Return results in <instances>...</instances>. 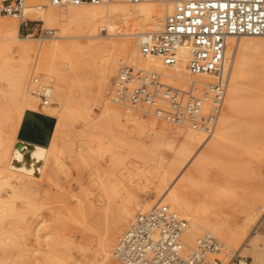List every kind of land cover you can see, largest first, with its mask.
I'll list each match as a JSON object with an SVG mask.
<instances>
[{"label": "rangeland", "instance_id": "374dc122", "mask_svg": "<svg viewBox=\"0 0 264 264\" xmlns=\"http://www.w3.org/2000/svg\"><path fill=\"white\" fill-rule=\"evenodd\" d=\"M39 3V0H29L33 6ZM48 7L58 11V18L53 24L41 20L39 24H33L34 27L52 29L56 35L67 32L73 37L61 38V41H79L85 45L92 43L94 48L78 54L77 58L82 62H58L67 74L73 99L71 111L64 118V124L56 136L57 149L50 156L44 173L33 181L21 180L26 189L18 188L15 194H11L8 185L0 187V264H121L113 255L110 260L105 258L102 243L114 242L113 251L132 218L141 212V207H136L133 214L118 225L119 203L127 193L143 202L160 195L158 181L173 168V160L178 157L184 133L190 127L172 126L164 120L129 111L140 115L144 122L155 121L168 132L165 141L150 132L144 133L125 118L118 120L104 116L102 112L106 104L115 106L111 101L112 84L119 68L127 64L126 59H122L116 72L103 79L100 63L113 52V47L105 42L124 37L93 36L88 13H70L72 6ZM35 12L39 14L38 10ZM0 15L3 14L0 12ZM3 19H12L19 24V20L10 16H0V20ZM128 24L132 25V21L127 25L119 22L118 29L126 28ZM39 31H36V37H39ZM21 36L26 37L25 34ZM132 37L137 40L138 36ZM53 40L55 38L51 37L44 41L37 38L16 41L0 24V92L11 87L5 75L19 60L20 44L28 42L33 44V50L26 62V84H29L31 75H35L40 82L50 83L54 87V73L38 59L41 46ZM242 53L243 58L253 64L254 73H261L258 74L259 78L255 76L241 80V102L236 109L230 110L225 104L226 100L224 102L222 113L224 111L229 118L232 139L216 149L215 136H212V140L202 146L201 153L194 158L196 160L182 167L169 183L183 186L188 175L197 177V182L187 188L192 203L199 208L208 205L212 219L219 217L227 227L242 225L245 215L234 203L240 198H248L255 189L258 162L264 156V89L260 83L264 81L261 71L264 67V36L255 38ZM81 89H85L86 95L92 93L93 96L83 98ZM37 103L38 109H43L40 96ZM9 107L10 102L6 98L0 104L1 125L10 128V131L12 122L7 119ZM118 107L128 111L122 106ZM43 114L39 110H29L24 120L33 119L42 124L46 130L40 132L49 143L56 117L51 116L53 120L48 122ZM217 127H220V122L216 126L218 131ZM25 140L21 137L17 146L21 148ZM1 170H4L3 162H0ZM180 173H183L182 176ZM11 180L15 181L16 178L12 177ZM258 211L262 209L258 208ZM179 213L189 219L188 215L181 211ZM255 229L249 232L245 238L247 240L231 241L221 234L217 235L235 250L241 249L242 259L252 261L255 252L249 245H253L255 239L263 241L258 236L253 238ZM195 241L188 243L194 244Z\"/></svg>", "mask_w": 264, "mask_h": 264}, {"label": "bare ground", "instance_id": "6f19581e", "mask_svg": "<svg viewBox=\"0 0 264 264\" xmlns=\"http://www.w3.org/2000/svg\"><path fill=\"white\" fill-rule=\"evenodd\" d=\"M39 1V4H42L45 7L43 6L42 9L38 10L39 14H35L37 17L32 14L30 15L37 20H44L46 23L53 24V22L58 18L59 13L56 9H50L48 6H72L70 7V13H88L91 16L93 36L109 35L124 37L120 40L111 39L105 42L107 45H111L113 47V52H111L104 62L100 63L103 79L109 78L111 74L116 72L119 61H122V59L125 58V62H127V64L153 69L160 73L165 81L172 83L176 87L186 90L189 93H194L198 89L206 90V87L209 84L214 83V81L222 82V80H225L227 81L225 104L230 108V110H234L238 107V103L241 102V93L243 90L241 80L243 78H255V76L259 78L258 74L261 73H254L253 64L243 58L242 50L252 43L255 38L263 35L244 34L228 36L225 55L218 71L219 74L216 72L209 74L192 73L188 67L191 60V50L188 43L182 44L179 47L177 62L173 65L166 64L163 57L160 55L144 56L141 53V44L143 40L150 34L163 30L167 16L175 9L176 3L173 0H147L142 2L111 0L102 4L84 3L80 5H53L50 3V0ZM30 11H33V9L31 8ZM130 21H132V25L128 24L126 28L118 29L119 22H124V24L127 25ZM0 24L4 26L5 31L13 40L40 39L33 35L31 36L25 34L26 37L21 36L23 33L21 31L20 22L18 24L12 19H3L0 20ZM134 35L138 36L137 40L133 37L131 38V36ZM51 37L55 38V40L49 42L47 45L41 46L38 59H41V62H44V66L54 73V87L50 83L40 82L39 77L35 75H31L29 84H26V62L33 50V44L28 42L20 44L19 60L17 59L18 62H15L11 66V71L5 75L7 76L11 87L8 90L0 92V104H3L6 98H8L10 102L7 119L12 122L11 130L9 131L8 129L10 128L7 129L1 125L2 116L0 115V162H3L4 164V170L0 171V187L5 185L10 186L11 194H15L18 188L26 189V187H24L21 183V180L29 179L33 181L44 173L50 160V156L57 149V133L64 124V118L71 111V99H73L71 86L67 81V74L63 69L64 67H61L58 62H82V60L80 61V59L77 58L78 54L83 50L86 51L88 48L90 51L94 48V44L92 43L85 45L79 41H61V38L65 39L73 37V35L64 31L59 35H56L54 32ZM40 40L44 41L46 39ZM36 62H38V60H36ZM261 71L264 73V67L261 68ZM46 76L50 77L49 74H46ZM260 83L264 89V81ZM33 86L48 95L47 102H45L46 100H42L43 109H38L37 107L39 94H34ZM81 91L83 92L82 96L85 99L93 96L92 93L86 95L85 89H81ZM116 105L117 104H115V106L106 104L102 112L103 115L108 118L112 117L118 120H123V118H125L127 122L136 124L137 127L144 133L150 132V134L158 136V138H162L165 141L168 139V132H166L163 128H160L155 121L144 122L140 118V115L129 112H134L135 110L127 108L128 111H123L118 107L119 105ZM211 106V100L206 99L203 103V110L209 111ZM29 110H39L40 112L45 113V115L47 114L48 116L56 117L55 126L54 129H52L48 144L25 140L29 143H27L26 147H29L30 143L45 147V149L30 147L29 151L32 153L31 156L34 158L31 161L19 158L17 155L13 158L15 146L18 140L17 138L19 137V139H21L18 133L23 124L25 113ZM85 110H87L86 107ZM155 119L162 120L158 117ZM219 122L220 127H217L218 131L215 128L214 132L210 135L204 133L200 129L191 127L184 133V140L177 152L178 157L173 160V168L170 171H166L158 181L157 188L160 192V195L158 194L159 196L157 195L155 198L146 199L143 202L140 198H137L134 195H129V193L124 194L117 207L118 225L121 224L125 218L132 215L136 207H141L140 209L142 212L149 210L158 203L163 202L168 205L172 211L187 220V228L181 236V239L186 246H194L195 243H189L194 242V240L197 242L198 238L204 236L205 234H211L223 240L217 235L221 234L231 241H239V239H245L248 237L249 232L253 228H256L260 221L264 218V156L258 162V182L255 189L249 193L248 198H240L237 202L233 201L235 202L234 206H236L239 211L245 215L242 225L238 227H227L224 222L219 219V217L213 220L212 216L209 214L210 209L208 205L204 208H199L192 203L187 188L197 182V177L194 175H188L184 179L183 186H176V184L173 186L169 184L170 180H172L174 176H177L176 174L182 167H185L186 165H189L188 163L191 164L196 160L194 158L196 156L198 157V154L201 153L200 150L202 146L209 143L212 136H215L214 147L216 149L221 148L225 144L226 140L232 139L233 133L231 132L229 118L225 115L224 111L223 113L222 111L220 113L218 123ZM172 126L177 125L172 124ZM262 148L264 149V134ZM12 177H15L16 180L12 181ZM180 178L178 177V179ZM1 193L0 188V201L2 200ZM141 203H143L142 206ZM172 208L188 215L190 220L183 217L178 211L173 210ZM258 208H261L262 211H258ZM190 222H192L191 225ZM202 231H204L203 234L197 238ZM113 243L109 244L107 241L102 243L104 256L108 260L111 259L112 255L114 256V251H112ZM225 243L227 247H230L231 249L233 248L227 242ZM240 250L241 249L239 248L236 249L239 253ZM229 264H249V262L242 259L241 261H233Z\"/></svg>", "mask_w": 264, "mask_h": 264}, {"label": "built area", "instance_id": "2783aa9c", "mask_svg": "<svg viewBox=\"0 0 264 264\" xmlns=\"http://www.w3.org/2000/svg\"><path fill=\"white\" fill-rule=\"evenodd\" d=\"M111 0H50L53 5L102 4ZM142 2L147 0H127ZM175 9L167 16L163 30L147 36L141 44L144 56L160 55L168 65L177 62L178 49L188 43L191 50L189 70L194 74L218 73L230 35L264 36V0H173ZM44 5L31 6L29 0H0V12L19 20L26 35L47 39L52 29H39L30 15ZM45 7V6H44ZM34 12H30V9ZM219 74V73H218ZM38 80V79H36ZM227 81H214L204 89L189 93L165 81L153 69L124 64L113 81L112 101L145 116L160 118L177 126L214 132L222 111ZM42 100L48 95L33 86ZM206 99L212 102L203 110ZM187 220L163 202L138 212L119 237L114 257L121 264H229L241 261L239 252L211 235L199 237L186 246L181 236Z\"/></svg>", "mask_w": 264, "mask_h": 264}, {"label": "crops", "instance_id": "0c3cea01", "mask_svg": "<svg viewBox=\"0 0 264 264\" xmlns=\"http://www.w3.org/2000/svg\"><path fill=\"white\" fill-rule=\"evenodd\" d=\"M19 140H21V139L18 138L17 143L19 142ZM17 143L15 146L16 151L14 150V157L17 155L19 158L26 159L27 161L28 160L31 161L32 159H34L31 156L32 153L29 151L30 147H35L38 149H43V148L45 149L44 146L37 145V144H31V143H30L29 147H26V145L28 143L27 141H23V146L21 148H19L17 146ZM256 236L261 237V239L263 241H259V240L255 239L254 244L249 245V248L251 247L252 249H254L255 255H254V260L248 261V262H249V264H264V218L260 221V223L257 225V227L255 229V232L253 234V238Z\"/></svg>", "mask_w": 264, "mask_h": 264}, {"label": "water", "instance_id": "95a60500", "mask_svg": "<svg viewBox=\"0 0 264 264\" xmlns=\"http://www.w3.org/2000/svg\"><path fill=\"white\" fill-rule=\"evenodd\" d=\"M43 118L51 122L52 117L43 114ZM46 130L42 124H40L37 121H34L33 119L24 120L22 124V128L20 130V137H24L27 140L38 142V143H45L48 144V141H45V135H42L40 131ZM40 132V133H39Z\"/></svg>", "mask_w": 264, "mask_h": 264}]
</instances>
